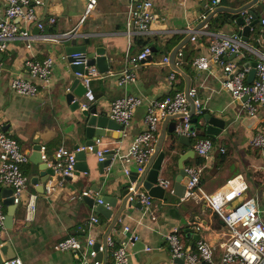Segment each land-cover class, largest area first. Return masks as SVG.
<instances>
[{
	"label": "crops",
	"instance_id": "obj_1",
	"mask_svg": "<svg viewBox=\"0 0 264 264\" xmlns=\"http://www.w3.org/2000/svg\"><path fill=\"white\" fill-rule=\"evenodd\" d=\"M129 4L130 0H99L93 13L82 21L85 0H44V5L39 11V20L44 24V28L38 27L37 30L36 24L21 23V26L30 29L33 38H29V42L27 39L11 41L6 52L1 54L3 70L0 71V123L9 124L10 135L19 141L22 151L29 154V161L22 165L29 179L26 199L29 194H37V207L33 217L30 219L27 217L26 201L15 213L13 233L8 234L6 230L3 232L5 237L11 235L14 238L17 259L22 264H79L73 252L57 250L55 245L65 237L76 234L78 227L88 230L90 218L94 215L100 217L99 226L92 234L98 243L104 242L109 233L114 234L117 242H122L135 233L139 236V242L146 245L144 249H133V244L129 246L131 252L129 264L167 262L160 259L165 252L171 257L167 237L174 233L181 236L188 250L192 246L191 251H197L199 240L207 241L215 250L216 260H220L222 254L220 243L226 238V224L220 229L212 226L215 212L204 201L185 200L179 205L176 204L177 197L173 194V189L174 178L179 171L180 156L189 152L183 161L185 167L204 165L201 186L207 192L224 187L228 180L238 175L264 186V151L250 144L253 134L245 122L248 116L242 110V105L235 101L223 86L225 79L223 68L212 66L206 70H197L193 65L197 56L209 55L207 37H198L196 41L191 38L183 44L180 50L182 54L179 53L176 59L179 70L162 63L163 57L170 55L172 50L191 34L189 29L194 32L203 22L202 16L207 14L208 17L211 12L208 1L196 4L182 0H155L158 20L152 25L151 32L136 36H144L148 40V45L156 51L148 57L147 62L139 64L137 80L122 87L117 85L116 77L101 82L97 93L98 110L101 112L106 111L110 102L124 94H134L142 99L132 124L127 128L128 134L123 135V130H108L112 136L101 138L98 144L101 150L119 149L121 154L114 155L112 163L103 168L97 154H89L86 160L89 172L75 170L74 175L64 178L63 185L51 196H46L47 190L44 192L39 190L41 185L32 183V178L39 176L37 164L30 160L35 152L34 139L45 146V154L50 164L57 162L56 153L61 147L74 151L83 146V139H80L77 133L81 119L80 110L71 109L64 99L72 80L69 61L62 58L65 47L70 46L75 39L77 46L84 45L85 39L90 37L93 46L102 44L106 46L108 58L112 57V60L109 59L112 64L111 71L119 73L131 67L126 60L127 50L136 53L141 50L134 40L129 46L125 34ZM252 9L259 17L264 14V9L258 2ZM52 17H56L55 22L50 20ZM161 17L165 20L160 19ZM240 28L236 21L217 32L231 35ZM66 32H71V37L63 41L61 35ZM246 44L250 48L257 46L255 42L250 41V37ZM248 51L249 54L243 52L242 55L233 58L226 55L227 58L224 60L226 62L235 60L239 66L244 67L246 63L256 59L255 53ZM48 57L54 58L55 61L53 74L47 82L36 80L40 86L38 95L21 96L11 90L10 69L14 68L22 77H29V70L24 65L25 60L32 58L42 61ZM243 59L245 63L239 64ZM181 68L186 69V72ZM174 70L177 72L176 79L171 80L169 75ZM186 77L191 81V86L196 88L202 101V108L225 121L223 132L211 138L218 149L208 159L204 158L203 163H199L197 159L200 156L193 150L195 139L180 134L177 130L171 132L170 121L163 119L157 146L160 136L164 135L162 149L169 150L172 156L168 158L167 155L163 161L159 176L171 179L172 188L167 190L164 199L154 197L160 207L154 213L155 218L145 208L128 204L123 217L118 218L120 209L118 205L113 209L112 217L108 219L98 213L96 206L91 207L85 202L84 197H81L83 191L92 190L95 200L104 195L119 196L118 204L121 203L123 189L128 188L131 181L136 179L132 178L133 175L128 177L125 174V168L135 172V162H125L123 158L129 153L135 137L144 128V117L149 105L165 94L186 90ZM190 109L192 110L191 103ZM260 115H264V108L260 110ZM173 120L177 121L178 125L181 123L178 117ZM192 125L200 136L208 137L204 133V116L198 123L192 122ZM219 148H224V152L219 151ZM58 178L55 177L54 181ZM263 193L264 188L258 192L260 196ZM172 209H175L176 213ZM5 211L7 213L6 205ZM126 226H129L130 230L124 232L123 228ZM188 228H192V231H186ZM78 234L83 237L87 233ZM197 234L200 239L195 237ZM153 254H159L160 257L150 263L149 259ZM103 258L105 264L114 262L109 253Z\"/></svg>",
	"mask_w": 264,
	"mask_h": 264
},
{
	"label": "built area",
	"instance_id": "obj_2",
	"mask_svg": "<svg viewBox=\"0 0 264 264\" xmlns=\"http://www.w3.org/2000/svg\"><path fill=\"white\" fill-rule=\"evenodd\" d=\"M184 2H193L203 4L209 2L211 10L221 6L223 0H182ZM99 0H85V13L82 21L85 20L97 8ZM259 4H264V0H258ZM44 5V0H0V58L1 54L8 49L9 42L18 39L33 38L29 28L20 24H36L40 29L44 24L39 22V11ZM245 25H249L253 17L244 9L241 11ZM160 19L165 20L164 17ZM207 19V14L202 16L201 21ZM56 21V17L50 19ZM158 20L155 0H130L129 9L126 14L125 34L128 38L129 46L132 45L134 37L139 34L151 32L152 25ZM241 26V29L244 28ZM208 22L194 32L189 29L192 39L198 37H207L209 41V55L197 56L193 65L197 70H206L212 66L222 67L225 79L223 86L231 93L235 101L242 105V110L248 117H256V122L248 127L252 132L250 144L256 149L264 151V115H260V110L264 108V14L259 18L260 33L253 36L256 43L255 48H250L246 42L242 41L238 32L231 35H225L218 32H212L208 29ZM253 30V29H252ZM192 31V32H191ZM71 32H66L65 37H71ZM29 42V40H28ZM28 45H30L28 43ZM242 49H248L256 55L255 76L251 82L248 81L252 67H241L235 60L226 62L224 55L236 56L242 55ZM180 53V52H179ZM152 54V47L146 46L142 51L136 53L129 49L126 53V60L131 67L125 68L119 73L108 71L101 72L96 65L86 67L83 74L77 73L81 81L87 88L86 94L80 99V109L86 110L94 103H97V93L101 82L105 79L116 77L117 85L122 87L128 83L137 80V68L142 62H147ZM182 54V52L180 53ZM81 53L71 56L79 58ZM62 58L68 60V55L64 52ZM112 60V57L109 58ZM78 60L76 63H86ZM54 58L48 57L44 60L27 58L24 62L29 70V77H22L16 70L10 69V88L16 94L21 96H36L40 93V86L36 80L48 81L53 74ZM162 63L171 65L170 55L163 57ZM70 64V63H69ZM3 70V64L0 60V71ZM236 73V74H234ZM234 74V75H233ZM177 72L174 70L169 75L171 80L176 79ZM190 98L195 105L196 113L202 112V101L195 87L191 86L187 90H179L173 94H165L159 99L154 100L148 107L144 117V128L135 137L134 143L129 149V153L124 156V161H134L136 164L135 172L138 176L132 180L129 185L131 195L128 199L130 205L141 206L155 218V211L160 207L155 198L150 195L147 189L141 184V177L145 174L149 161L155 153L161 121L170 116H178L181 123L177 126L180 134L187 135L195 139L193 150L200 157L208 159L211 154L218 149L210 137L200 136L198 130L192 125V115L190 109ZM142 104V99L134 94H124L114 99L108 105L106 112L108 116L123 125V135H127V128L132 124L134 115L138 107ZM101 139L97 140V145ZM61 147L57 153V162L53 163L56 174L59 177L57 181L54 178L47 183L46 196H51L59 186L64 183V178L74 175L75 172V153ZM93 150V146H89ZM42 159L48 161L45 154V146H42ZM98 148L97 156L100 162L104 161V152ZM224 152V148H219ZM119 149L115 151L116 156L120 155ZM29 161V154L22 151L19 141L4 131L3 124L0 123V227L4 228L6 217L5 197L2 194L3 189H12L10 195L14 198V203L25 204L28 219L32 218L36 212L37 194H29L26 199V192L29 179L22 169V165ZM204 165H191L185 168L189 181L184 183L186 186L185 198L183 200L204 201L214 212L218 213L226 224V238L220 243L222 254L220 260L215 258L214 248L205 240H199L197 251L188 250L177 233L167 237L172 260L177 257H183V264H264V193L251 195L249 182L238 175L227 181L224 187L217 188L212 192L205 191L201 186V175ZM125 174L130 177L134 174L132 169L125 168ZM141 184V185H140ZM158 184L165 189H171L173 181L161 177L158 178ZM93 197L92 190H84L81 197ZM243 200L233 207L230 205L238 198ZM103 203L101 198L96 199V204ZM100 223V217L94 215L90 218L88 230L83 227L77 228L76 234H71L60 240L56 249L60 251H70L75 254L79 264H105L103 256L110 254L113 257V264H129L130 248L133 241L139 240L137 234H132L126 240L117 242L113 233H109L104 242H100L99 250L95 247L98 240L92 235ZM130 230L129 226L123 228L124 232ZM79 232L87 233L83 237ZM151 250V248H147ZM99 252L103 253L101 259L98 258ZM4 264H22L19 259L7 261ZM164 264H177L174 261L164 262Z\"/></svg>",
	"mask_w": 264,
	"mask_h": 264
},
{
	"label": "water",
	"instance_id": "obj_3",
	"mask_svg": "<svg viewBox=\"0 0 264 264\" xmlns=\"http://www.w3.org/2000/svg\"><path fill=\"white\" fill-rule=\"evenodd\" d=\"M258 0H251L249 3L243 5L242 7L238 9H232L227 6H219L215 9H213L206 20L201 22V24L197 27V29L201 28L202 25L206 22L209 21L211 16H213L215 13L218 11H223V10H230V11H236V12H241L244 9H248L250 14L253 17L252 22L249 25H245V21L243 17H239L237 19V23L240 26H244L243 29H240L238 31L239 35L241 36L242 41L247 42L249 40L250 33L254 26L259 24V17L256 14V12L252 9L254 4H256ZM41 21V20H40ZM39 21V22H40ZM38 30V26L36 28ZM192 37V34L188 35V37L181 43L179 44L176 48H174L170 54V63L175 69H178L176 65V59L179 51L181 50L182 46L184 43L188 42ZM61 38L63 41L69 39L70 37H65L64 35H61ZM85 44L81 46H77L76 39L73 40L72 44L70 46L65 47V53L68 55V61L70 63L71 67V76L72 80L69 84L68 89L66 90L64 94V99L68 103L71 109L73 110H80L81 113V119L79 121V131L78 137L80 139H83V146H85V149H80L76 151L75 153V170L83 171V172H89V167L86 162L87 156L89 154L97 153L98 151V145H97V140L104 138V137H111L112 134L108 132V130L112 129H117L119 131L123 130V125L120 124L119 122L111 119L108 116V113L106 111H99L98 110V103H94L90 106L89 109L86 110H81L79 103L81 97H83L86 92L87 88L84 85V83L81 81V78L77 75V73L83 74L86 72V67L91 66V65H96L101 72H108L111 69V62L108 58L107 55V48L106 46L99 45V46H93L91 44L90 37L85 39ZM156 50L152 48V53L155 52ZM76 53H81V57L76 58L71 55L76 54ZM153 55V54H152ZM151 55V56H152ZM232 58L235 57V54L231 55ZM223 58H227L226 55L223 56ZM85 59H88L86 63L80 62L76 63L78 60L84 61ZM251 66L252 70L249 76L248 81L251 82L255 76V66L256 62H248L245 64V67ZM179 70V69H178ZM182 71L186 72V69L181 68ZM236 74V73H234ZM233 74V75H234ZM187 80V88L186 90L188 91V88L191 86V81L186 77ZM190 102L192 105V110H191V115L193 116L192 122L193 123H198L200 120L196 117V111H195V105L193 100L190 98ZM202 113H204V121H205V127H204V133L210 137V138H215L217 137L220 133L223 132V128L225 127V121L222 120L221 118L212 115L206 111V109L202 108ZM178 116H170L166 118L167 122L170 121L169 123V130L171 132H174L177 130L178 122L174 121L173 118H176ZM245 122L248 127L253 125L256 122V117H248L245 119ZM9 124L3 125L4 131L9 133ZM81 134H80V133ZM165 133V129L163 130ZM80 135V136H79ZM164 142V135L160 136V141L158 143V146L156 147L155 153L151 157L149 161L148 168L145 172V174L141 177V184H143L144 188L148 190L150 195H152L155 198L159 199H164L165 194L167 192V189L164 187L160 186L158 184V178L160 175V170L162 168V163L165 161V158L168 155V158L172 156L170 151H165L162 149V143ZM34 157L32 156L30 160H32L35 164H37L38 169H39V176H34L32 178V183L34 185H41V188L39 190L41 192H44L47 188V183L52 180L56 174L54 165L48 163V161H45L42 159V153L41 148L42 145L40 144L39 140L34 139ZM89 146H93V150L89 148ZM115 150H107L104 152V161L101 162L102 168L104 166H108L109 164L112 163V159L114 157ZM189 154L186 153L182 156H180L179 159V171L175 175L174 178V189H173V194L177 197L176 204L179 205L183 199L185 198V192H186V186L184 183H187L189 181V178L187 176L185 166L183 161L187 158L186 156ZM138 174L137 172H134L132 178H137ZM140 184V185H141ZM13 191L12 189H3L2 194L5 197L4 199V204L7 206V213L4 221V228L0 227V264H4L7 261L15 260L17 259V253L14 247V238L10 235V237H5L4 230L8 234L13 233L14 229V216L17 211V209L21 206L16 203H14V198L11 197ZM121 203L118 204L119 202V196H112V195H104L101 197L103 203L97 204L96 205V210L98 213L104 215L108 219L112 217L114 214L113 209L118 207L120 205L119 209V216L118 218L123 217L122 215L123 212L126 210L127 205L130 203L128 202V199L131 195V192L129 188H125L122 191L121 194ZM85 202L91 206L94 207L96 200L93 197L85 196L84 197ZM243 200V197L238 198L236 201H234L230 207H233L235 204L241 202ZM176 213L175 209H172ZM180 217V216H179ZM117 218V219H118ZM186 231H192V228H188ZM197 239H200L199 234L195 236ZM7 239V240H6ZM134 248L133 249H144L146 248V245L144 243H140L139 240L133 241ZM98 250L100 248V243L97 242L95 246ZM141 247V248H138ZM170 250V247L168 248ZM189 250H192V246L189 247ZM103 256L102 252H99L98 258L101 259ZM159 254H153L151 258L149 259L150 263H152L156 258H159ZM160 260H164L167 262H172L174 261L177 264H183L184 263V258L183 257H177L172 260L171 257L168 256L167 252L163 254V257ZM155 262V261H154Z\"/></svg>",
	"mask_w": 264,
	"mask_h": 264
},
{
	"label": "trees",
	"instance_id": "obj_4",
	"mask_svg": "<svg viewBox=\"0 0 264 264\" xmlns=\"http://www.w3.org/2000/svg\"><path fill=\"white\" fill-rule=\"evenodd\" d=\"M247 1L248 0H223L222 4L226 5L229 8H232V9H238V8L242 7L243 5H245V3ZM239 17H241V13H238L236 11H230V10L218 11L213 16H211V18L209 19V21H208L209 29L212 32H217V31L221 30L226 25L234 24ZM238 31H239V29H238ZM259 33H260V30H259V24H258L256 26H254L253 31H252L251 35L249 36L250 41L254 42L253 36H257ZM251 36H252V38H251ZM134 41H135L136 46L141 51L146 46H148V40L144 36H136L134 38ZM242 51L246 54H249V51L247 49H242ZM244 63H245V59H243L241 62H239V64H244ZM203 115H204V113H202V112L196 113V117L199 120L202 119ZM192 118H193V116H192ZM167 151H169V150H167ZM197 160L199 163L204 162L203 157H199ZM213 220L214 221H213L212 226L215 229H220L223 226H225V221L216 212L213 213Z\"/></svg>",
	"mask_w": 264,
	"mask_h": 264
},
{
	"label": "rangeland",
	"instance_id": "obj_5",
	"mask_svg": "<svg viewBox=\"0 0 264 264\" xmlns=\"http://www.w3.org/2000/svg\"><path fill=\"white\" fill-rule=\"evenodd\" d=\"M260 7L264 9V4H260ZM247 175L249 176V173H247ZM245 178V177H244ZM246 179V178H245ZM247 180V179H246ZM248 182H250V187H251V195H256L258 192H261L264 188L263 184H259V183H255L253 182V180H251L249 178V180H247Z\"/></svg>",
	"mask_w": 264,
	"mask_h": 264
},
{
	"label": "clouds",
	"instance_id": "obj_6",
	"mask_svg": "<svg viewBox=\"0 0 264 264\" xmlns=\"http://www.w3.org/2000/svg\"><path fill=\"white\" fill-rule=\"evenodd\" d=\"M214 9H215V8H214ZM210 10H211V8H210ZM212 10H213V9H212ZM212 10H211V11H212ZM209 13H210V12H209ZM240 13H241V12H240ZM242 17H243V16H242ZM259 18H260V17H259ZM240 29H241V28H240ZM240 29H239V30H240ZM179 52H180V51H179ZM178 54H179V53H178ZM176 65H177V64H176ZM190 87H191V86H190ZM174 93H175V92H174ZM167 118H168V117H167ZM176 118H177V117H176ZM183 201H185V200H183ZM95 204H96V203H95Z\"/></svg>",
	"mask_w": 264,
	"mask_h": 264
}]
</instances>
